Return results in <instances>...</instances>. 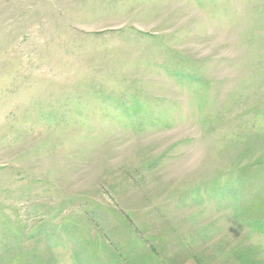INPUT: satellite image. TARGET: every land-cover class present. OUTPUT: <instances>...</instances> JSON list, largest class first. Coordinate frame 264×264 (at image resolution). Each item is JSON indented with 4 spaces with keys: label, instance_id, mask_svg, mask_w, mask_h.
Masks as SVG:
<instances>
[{
    "label": "rangeland",
    "instance_id": "rangeland-1",
    "mask_svg": "<svg viewBox=\"0 0 264 264\" xmlns=\"http://www.w3.org/2000/svg\"><path fill=\"white\" fill-rule=\"evenodd\" d=\"M0 264H264V0H0Z\"/></svg>",
    "mask_w": 264,
    "mask_h": 264
}]
</instances>
